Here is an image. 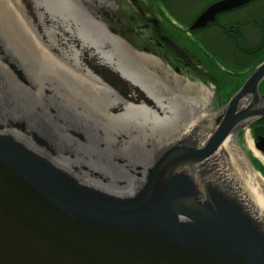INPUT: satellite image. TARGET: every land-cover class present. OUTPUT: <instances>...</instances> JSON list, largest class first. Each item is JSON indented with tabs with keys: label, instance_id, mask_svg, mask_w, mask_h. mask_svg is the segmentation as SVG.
Listing matches in <instances>:
<instances>
[{
	"label": "water",
	"instance_id": "95a60500",
	"mask_svg": "<svg viewBox=\"0 0 264 264\" xmlns=\"http://www.w3.org/2000/svg\"><path fill=\"white\" fill-rule=\"evenodd\" d=\"M106 1L72 0L76 20L66 18H99L113 40L104 51L123 41L106 22ZM252 1L218 0L190 30ZM20 2L40 12L58 0ZM67 35L59 43L77 40ZM85 64L132 100L118 72ZM45 74L0 17V264H264V211L226 148L236 137L243 153L240 135L264 119V60L210 119L173 141H165L170 129L146 138L110 130ZM164 141L153 154V144Z\"/></svg>",
	"mask_w": 264,
	"mask_h": 264
},
{
	"label": "bare ground",
	"instance_id": "6f19581e",
	"mask_svg": "<svg viewBox=\"0 0 264 264\" xmlns=\"http://www.w3.org/2000/svg\"><path fill=\"white\" fill-rule=\"evenodd\" d=\"M101 1L93 0L97 4ZM55 6L53 11L44 6L38 12L19 0H0V17L24 55L35 61L39 70L47 73L45 75H51L66 96L102 120L110 130L119 126L128 130L130 137L146 138L152 134L162 135L170 129L172 134H167L165 141H173L214 115L213 89L175 75L159 60L138 54L122 42L111 49L107 46L108 50L104 51L103 48L113 40L106 36L98 22L94 24L87 16L75 24L66 20L70 17L76 20L77 10L72 0H58ZM32 13L40 15V19L35 21ZM44 16L50 18V26L41 20ZM57 16L61 19L57 20L56 26L52 20ZM59 23L67 34L71 31L76 35L77 40L74 39L72 45H65L66 41L59 43L58 39L68 37ZM56 46L63 49L57 55L52 51ZM86 61L93 67L118 72L127 82L132 100H123L102 83ZM247 140L252 153L264 161L250 137ZM165 141L153 144V154ZM238 146L236 137H230L226 142L233 166L239 170L254 200L264 211V179L251 168Z\"/></svg>",
	"mask_w": 264,
	"mask_h": 264
},
{
	"label": "flooded vegetation",
	"instance_id": "af4514ba",
	"mask_svg": "<svg viewBox=\"0 0 264 264\" xmlns=\"http://www.w3.org/2000/svg\"><path fill=\"white\" fill-rule=\"evenodd\" d=\"M110 4L106 22L115 34L122 37V43L146 56L159 60L169 70L174 71L179 76L185 74H199L202 77L210 76L211 80L215 77L208 69L207 59L200 53L194 45L188 46L177 37V29L169 22L167 16L151 0H107ZM221 27H226L221 23ZM133 30V31H130ZM206 30V28H205ZM204 32L203 29L197 35ZM196 35V36H197ZM200 38V36H198ZM171 41L177 49L176 50ZM240 41V40H239ZM202 44H209L208 41L201 39ZM213 42L211 43V47ZM208 45V46H209ZM210 47V46H209ZM246 134L253 141V146L264 159V119L257 121L250 127ZM248 141V140H247ZM251 162L264 168V161L255 156L250 148ZM254 159V161H252Z\"/></svg>",
	"mask_w": 264,
	"mask_h": 264
},
{
	"label": "rangeland",
	"instance_id": "374dc122",
	"mask_svg": "<svg viewBox=\"0 0 264 264\" xmlns=\"http://www.w3.org/2000/svg\"><path fill=\"white\" fill-rule=\"evenodd\" d=\"M154 3L162 10V12L165 14V16H167L169 22L177 29V32H178L177 37H179V39H181V41L186 43L188 46L194 45L197 49L200 50V53L204 56V58L207 59V62L209 61L208 62V69L213 73L212 75L215 77V79L211 80L210 76L202 77L203 75H199V74H194V75L193 74H185L182 77H184V78H186L192 82H196V83H199L201 85H205V86L213 89L214 96L212 98L211 105H212L214 110L221 108V106L228 100L229 95L232 92H234L240 86V83L237 82V83L233 84L232 86H230V88H226V89H220L219 83L223 84V85L230 84V82H232L233 79L229 78L228 76L230 73L233 74L232 69L237 68V66L234 64H229L232 69L229 68L227 66L228 62H226V61L222 62L221 59L216 58L217 56H215L214 51L206 48L201 43V39L204 41H208L210 43V47H211V43L213 42L214 44H212V48L214 49L216 47H219V50L221 49V52H224V51H222L223 49H232V43L229 40H227L226 35L223 34L222 27L221 26H212V27L204 30V32H202L200 35H197V36L193 35L190 32H188L187 26L180 24L178 21H176V19L172 18V16L166 11V9H164L158 3H156V2H154ZM106 4L110 5L109 2H107V1H106ZM92 15H89L91 21H95V22L99 21L101 24L103 23L95 15H93V16ZM219 21L221 23H226V22L227 23H233L236 21H242V22H244V21H246V22L258 21V24H260L264 27V23H263L264 22V1L253 3L252 5H250L248 7L239 9L235 12H230V13H227L225 15H222V16H220ZM107 32L109 35H111V33L109 31H107ZM244 32H245V39L241 41V44H243V45L245 44L246 47H250V48L258 44V42L260 40V33H259L260 30L258 28L252 27V26L251 27L246 26L244 28ZM198 36H200V38ZM214 46H216V47H214ZM234 57H235L233 60L234 62H242V63L245 62L244 59L241 60V59H237L236 56H234ZM213 65L215 67H217L220 70V72L217 69L215 70ZM254 67H251V68L248 67V68H245L243 70H240L239 74H241L242 76L245 77L246 75H248V73ZM172 72L175 75H178L174 71H172ZM240 80L242 81L243 78ZM262 91H264V84L262 86ZM245 132L243 131L242 134L240 135V145H241L243 153H245V149L247 151V149H248L247 143L250 142V141H247L246 136H245ZM248 153H249V155L251 154L250 152H248ZM252 161H254V159H252ZM254 165L264 176V174L261 170L264 168L258 164H255V163H254Z\"/></svg>",
	"mask_w": 264,
	"mask_h": 264
},
{
	"label": "trees",
	"instance_id": "16d2710c",
	"mask_svg": "<svg viewBox=\"0 0 264 264\" xmlns=\"http://www.w3.org/2000/svg\"><path fill=\"white\" fill-rule=\"evenodd\" d=\"M159 5H161L166 11L172 16V18L176 19L180 24L185 25L188 27V32H190L193 35H197L200 30H190V26L193 24L195 19L212 3L218 1V0H151ZM264 0H253L250 2L248 5L242 7H248L252 5L253 3L261 2ZM239 8V9H242ZM239 9L230 11V12H235ZM221 14L217 17L216 21L214 23H209L206 29L212 27V26H217L220 25L221 22L219 21L220 16L225 15L227 13ZM264 23V22H263ZM225 28L222 27V32L224 35H226L227 40H229L232 43V49H223L221 52V49L219 50V47L212 48L209 47V44H203L206 48L213 50L215 53L216 58H219L223 61L228 62L227 66L229 68V64H234L237 66V68L232 69L233 74H229V78H232V82L227 85H223L219 83L220 89H226L230 88L233 84L237 82H241L240 79L244 78L241 74H239L240 70H243L248 67H254L261 63L264 60V27L260 24H258V21L254 22H242V21H236L233 23H224ZM246 26L249 27H256L262 32L260 34V40L257 45L253 47H246L245 44H241V41L245 39V32L244 28ZM205 30V29H203ZM240 40V41H239ZM209 45V46H208ZM227 45V44H226ZM234 56H236L237 59L245 60V62H234ZM226 65V64H225ZM214 66V65H213ZM215 70H219L217 67H215ZM220 72V70H219ZM238 83V84H239ZM263 174H264V169H261Z\"/></svg>",
	"mask_w": 264,
	"mask_h": 264
}]
</instances>
